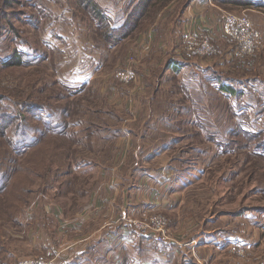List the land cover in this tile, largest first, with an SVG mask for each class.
<instances>
[{"label":"rangeland","instance_id":"rangeland-1","mask_svg":"<svg viewBox=\"0 0 264 264\" xmlns=\"http://www.w3.org/2000/svg\"><path fill=\"white\" fill-rule=\"evenodd\" d=\"M189 1L156 2L130 37L109 47L80 0H0V113L22 115L0 136V180L8 186L0 195V264L53 260L45 250L59 243L57 236L66 240V220L96 213L113 192L126 194L138 168L152 162L177 169L173 181L179 187L159 198L164 203L172 196L177 209L142 211L132 218L122 211L119 224L135 230L131 219L160 214L167 243H179L199 230L193 215L201 222L228 216L232 223L208 227L243 234L249 244L230 248L231 256L243 264H264V0L246 7L216 4L211 23L222 26L227 12L246 10L261 40L254 52L238 55L220 31L203 28L196 33L212 34L223 50L206 56L189 54L187 37L180 42L169 29L179 24ZM111 16L114 24L107 17L108 24L117 28L125 14ZM15 53L23 64L6 65ZM174 54L188 61L185 73L163 75ZM127 68L137 77L124 83L115 73ZM40 106L57 118L39 139L34 130L40 122L26 110ZM61 114L71 124L64 136L53 132ZM11 138L25 151H12ZM77 226L75 232L85 235L102 224ZM106 262L114 264V255Z\"/></svg>","mask_w":264,"mask_h":264},{"label":"crops","instance_id":"crops-1","mask_svg":"<svg viewBox=\"0 0 264 264\" xmlns=\"http://www.w3.org/2000/svg\"><path fill=\"white\" fill-rule=\"evenodd\" d=\"M95 1L103 8L112 24H114L112 21L114 18L111 14L116 15L118 18L122 17L123 13L125 14L122 21L116 24L119 27L125 22L134 5L140 0H115V4L113 3L114 0ZM216 4L218 3L215 0H190L188 8L177 21L179 24L175 28L169 29H171V32H177V40L180 42H184L189 34H194L200 29L204 30L203 28L211 30L213 28L215 34H217L216 31H220L221 39H224L221 24L211 23L212 20L209 16L210 13L217 11L215 9ZM124 8L127 9V12L123 10ZM207 10L210 11L206 12ZM199 18L204 20L205 23L202 24ZM228 59L230 58L228 57ZM186 61L182 59V55L174 54V57L168 59L169 64L164 69L163 75L178 76L177 73H185L188 63ZM151 156L152 159L156 157L155 155ZM166 156L162 152V158ZM152 164L151 166L138 168L139 172L135 173L137 175L136 184L131 186L126 194L123 192L120 197V193L113 192L111 197H105L99 204L96 213L83 215L81 219L82 215H76L73 219L64 222L66 228L69 229L66 230V235L64 234L67 237L66 240H62L61 236H57L56 239H59V243H56L55 247L48 246V249L45 250L46 255L54 260V264H92L95 254L99 255V260L97 257L98 264H107L106 259H110L113 255L116 261L114 264H123L127 257L128 261L125 264H243L242 260H235L231 256L230 248L235 246L246 247L249 241L246 240L245 236L228 231L227 228L208 227V225L216 222L232 223L229 220L231 218L228 216L214 215L205 217L204 222H201V217L197 218L195 214L192 218L197 219L199 230L192 229L185 242L178 240V243L174 240L164 245L158 244L152 236H146L136 231V229L129 228L128 224H119L124 219L120 216L122 211V215L126 213V216L130 215L129 217L132 218L139 216L142 211L155 212L159 208L168 211L177 209V205L174 207L171 204L172 196L170 200L164 203L159 201L162 196L160 192L163 194L166 191L165 195L179 187V181L175 180V183L173 181L177 169L174 170L172 165L168 163H163L162 166H155V162H152ZM90 209H93V207L90 206ZM109 209H111V212H109L106 221L104 216H106V210ZM74 213L76 214V212ZM111 218L113 223L108 225V220ZM100 220L102 226L97 230L83 231L85 235H78L74 230L79 227L77 226L79 223L86 224V226L88 225L87 228H90L92 223ZM60 224L64 229L65 226L61 222ZM107 226H110L108 232L105 230ZM81 240L83 242H80ZM51 243L55 244L52 240ZM65 245H68L67 248ZM107 251L111 252L107 253ZM109 263L111 264V262Z\"/></svg>","mask_w":264,"mask_h":264},{"label":"built area","instance_id":"built-area-1","mask_svg":"<svg viewBox=\"0 0 264 264\" xmlns=\"http://www.w3.org/2000/svg\"><path fill=\"white\" fill-rule=\"evenodd\" d=\"M222 30L225 42L230 46H235L238 55L250 54L260 45L261 32L245 12L243 14L227 12L223 17ZM185 46L187 52L193 56L223 53L220 46L213 41V35L204 32L189 34L185 40ZM115 74L118 80L124 83L137 77V73L130 68L117 70ZM143 216H145L144 219H131L130 223L141 234L154 236L158 244H167L170 235L167 233L166 218L153 213ZM16 264H54V260L46 257H35L19 260Z\"/></svg>","mask_w":264,"mask_h":264},{"label":"trees","instance_id":"trees-1","mask_svg":"<svg viewBox=\"0 0 264 264\" xmlns=\"http://www.w3.org/2000/svg\"><path fill=\"white\" fill-rule=\"evenodd\" d=\"M166 0H140L132 9V11L129 13L127 20L117 28L112 27L108 23V18L106 14L104 13V10L94 1V0H80V3L82 7L85 10H89L94 17L97 19L99 23V31L101 39L104 41L105 45L109 47L117 46L120 42L125 40L126 38L130 37L141 25L143 19L146 18L148 12L150 11L151 7L157 2H162ZM218 4L219 3H225V4H232V5H243L248 6L255 4L253 1L250 0H215ZM6 5L10 2H4ZM6 65H22L23 64V56L20 54H13L10 59H8L5 63ZM222 90L228 91L231 94H234L236 91L232 88V86H221ZM30 113V115H35V119L40 122V128H36L34 130L38 134L37 137H40L45 135L50 127H54V123H52L53 120H55L57 117H55L52 112L44 107H34L32 109L26 110ZM47 113L45 117L41 116V114ZM21 112L15 116H11L7 113H0V136H5L7 130L11 125H13L16 122V119L21 117ZM49 117H51V120H49ZM62 122L58 123V128L53 130L54 134H57L59 136H64L66 133L68 134L69 128L71 127L70 122L65 121L63 114H61ZM51 121V123L49 122ZM56 126V125H55ZM9 146L12 148V151H18L21 152V150L25 151L24 147L22 149L17 148V144L14 142V140L11 138L9 142ZM17 152V153H18ZM11 160V159H10ZM2 179L7 180L8 178L2 173ZM0 195L3 194L8 186L5 182H2L0 180Z\"/></svg>","mask_w":264,"mask_h":264}]
</instances>
